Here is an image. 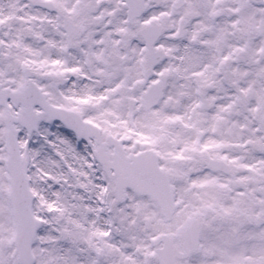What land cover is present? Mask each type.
<instances>
[{
  "label": "snow or ice",
  "instance_id": "1",
  "mask_svg": "<svg viewBox=\"0 0 264 264\" xmlns=\"http://www.w3.org/2000/svg\"><path fill=\"white\" fill-rule=\"evenodd\" d=\"M0 264H264V0H0Z\"/></svg>",
  "mask_w": 264,
  "mask_h": 264
}]
</instances>
